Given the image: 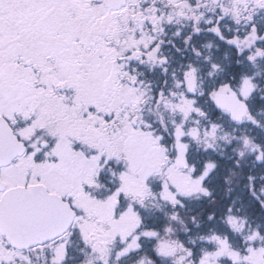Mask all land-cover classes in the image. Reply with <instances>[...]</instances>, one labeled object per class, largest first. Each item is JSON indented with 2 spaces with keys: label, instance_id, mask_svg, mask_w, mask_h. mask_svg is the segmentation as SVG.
I'll return each instance as SVG.
<instances>
[{
  "label": "snow or ice",
  "instance_id": "snow-or-ice-1",
  "mask_svg": "<svg viewBox=\"0 0 264 264\" xmlns=\"http://www.w3.org/2000/svg\"><path fill=\"white\" fill-rule=\"evenodd\" d=\"M0 264H264V0H0Z\"/></svg>",
  "mask_w": 264,
  "mask_h": 264
}]
</instances>
